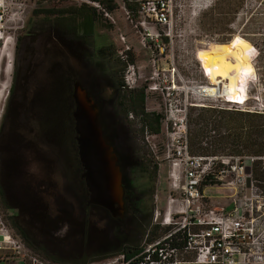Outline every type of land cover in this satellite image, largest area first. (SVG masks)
<instances>
[{
    "label": "rangeland",
    "instance_id": "rangeland-1",
    "mask_svg": "<svg viewBox=\"0 0 264 264\" xmlns=\"http://www.w3.org/2000/svg\"><path fill=\"white\" fill-rule=\"evenodd\" d=\"M95 1L100 3V0L29 1L23 10V22H19L22 28L17 30L15 69L19 68L26 76L30 75L29 73H36L40 82L48 77V81L51 82L54 78L62 76L66 79L65 95L72 89L73 82L78 80L94 97L113 102L117 131L113 135L109 131V135L117 154L127 161V167L124 166L127 176L133 180L137 193H142L144 197V215H152L145 234L137 237L140 247L152 237L153 227L156 226L153 219L155 210L165 207L170 190L171 169L164 157L165 132L160 126L159 134H151L148 125L146 126L142 116L128 99L134 91L144 89L146 111L158 113L163 119L165 98L160 91L148 90L149 85L159 82L158 79H151L156 69L151 65L150 51L142 47L141 37L134 24L127 19L119 0H113L116 7L110 12V18L105 16L100 8L94 6ZM217 1L180 0L177 3L173 42L160 62L161 77L169 78L175 68L177 77L183 78L187 86L197 89L200 86L212 87L210 79L203 72L205 68L209 72V68L202 63L201 54L203 51H226L247 78L243 101L248 102L242 107L244 109L242 111L264 112V0H232L239 7L237 13L227 21L222 20L220 15L214 16L211 13ZM100 6L109 10L102 4ZM92 9L95 10L94 14ZM86 17L94 20V27L90 33H85L86 29L83 26ZM13 25L15 24L12 23ZM248 27L255 30L250 31ZM121 34L126 37L127 44L132 49L127 61L122 60L120 55L125 48L119 38ZM72 35L79 36V53L65 47V37ZM86 36L89 37L85 38ZM170 57L173 58V65L169 64ZM52 64H56L57 67L51 74ZM129 65H133L137 80L133 89H123L124 76ZM61 67L65 72L60 70ZM112 77L118 80L116 87H112L109 82L112 79L113 83ZM227 83L228 80L221 81L220 87ZM176 85L178 92L171 103L178 105L181 101L183 107L185 86L181 81ZM224 91L225 87L221 93ZM19 96L20 90L17 89L13 100ZM64 101L67 104V101ZM193 103L205 105L203 107L236 109L222 98L202 101L198 97H193ZM200 108L188 105L187 114L196 115L197 111L193 109ZM64 109L60 114L65 115L69 129L70 113L69 110L66 113V106ZM37 112L41 114L40 111L36 110ZM26 117L27 120L30 119L29 116ZM37 117L41 119V116ZM2 123L3 120L0 127ZM208 135L205 141L210 142L213 133ZM68 145L71 146L69 143ZM55 146L50 147L47 163L33 160L28 163L0 162L1 176L10 174L11 177L7 193L20 205L33 211L35 219L39 221L35 220L38 222L37 225L43 226L53 240L50 241L53 244L49 245L51 250L66 255L68 250L73 249L81 255L84 247H86L84 253H107L119 249L120 243L112 238V232L119 239L125 240L129 237L134 222L128 218L124 221L126 225L117 230V225L108 221L106 214L100 210L95 212L92 219L88 218L85 221L83 206L63 187L65 169ZM217 167L218 164L215 168ZM258 185L264 192V181H258ZM56 194H59L57 196L61 199H58ZM205 194L211 197L212 201L225 203L231 190L227 189L225 181L223 185L220 183L215 187L205 188ZM85 224L94 226V232L87 239L86 245ZM164 231L165 229L160 227L158 234L163 236ZM119 232L122 233L117 234Z\"/></svg>",
    "mask_w": 264,
    "mask_h": 264
},
{
    "label": "built area",
    "instance_id": "built-area-1",
    "mask_svg": "<svg viewBox=\"0 0 264 264\" xmlns=\"http://www.w3.org/2000/svg\"><path fill=\"white\" fill-rule=\"evenodd\" d=\"M29 1L0 0V123L11 96L17 30L22 28L19 22H23V10ZM179 1L119 0L141 37L142 47L150 51V62L156 69L151 79L159 82L149 85L148 90L160 91L165 98L161 129L166 137L164 157L170 164L171 181L165 207L157 208L153 219L156 226L167 232L155 240L145 241L130 256L119 253L92 264H264V192L253 173L256 163L264 173V156H196L189 149L187 106H205L193 103V97L202 101L222 98L238 110H244L242 107L248 101L222 95L224 86L221 88L220 84L216 86L217 93L211 92L209 86L198 89L187 86L183 78L177 77L175 68L169 78H162L159 71L166 50L172 46ZM93 4L110 18L109 11L97 2ZM119 38L125 45L121 58L127 61L132 49L123 34ZM169 62L173 65L172 57ZM132 66H128L124 76L123 89L135 87L137 79ZM203 72L208 78L209 73ZM178 81L185 86L183 107L181 101L178 105L171 103L178 92ZM218 162L223 166L216 169ZM209 177L221 185L226 181L232 194L231 208L208 204L203 183ZM14 216V210L8 209L0 197V264H57L26 244L12 225Z\"/></svg>",
    "mask_w": 264,
    "mask_h": 264
},
{
    "label": "trees",
    "instance_id": "trees-1",
    "mask_svg": "<svg viewBox=\"0 0 264 264\" xmlns=\"http://www.w3.org/2000/svg\"><path fill=\"white\" fill-rule=\"evenodd\" d=\"M97 2V1H95ZM99 3V2H97ZM111 12L115 9L116 4L113 0H100V3ZM237 3L232 0H218L215 6L212 8L211 13L220 15L222 20H229V17L237 13ZM93 10V9H92ZM93 10V14H94ZM94 21V20H93ZM92 18L86 17L83 23L86 29L85 33H90L94 27ZM250 31L255 29L247 28ZM254 33V32H252ZM86 36L85 38H88ZM24 73H21L20 69L14 70L13 85L11 90V96L9 99L8 107L4 115L3 123L8 116L15 115L16 103L13 100L15 91L20 89L18 80L23 77ZM22 91V90H21ZM23 92V91H22ZM92 94V92L89 90ZM24 93V92H23ZM61 90L57 86L56 82H53L52 88L48 90L46 98L45 114L43 118L46 120L49 127L54 130L57 120H59L60 112L64 109V99L61 96ZM96 98V97H95ZM97 99V98H96ZM67 100L69 103V119L71 122V129L73 135L74 132V119L71 112L74 108V102L71 95V90L68 93ZM130 104L138 110V114L142 116L144 123L150 129L151 134H159L162 116L158 113H149L145 108L146 94L144 89L134 91V93L128 99ZM98 101V100H97ZM196 110V115L188 114V138L189 149L192 155L207 156V157H243V156H264V112L261 111H242L238 109L227 108H215V107H201ZM211 135L212 140L208 139V134ZM105 134L108 133L105 131ZM58 135V134H57ZM58 137V136H57ZM57 143L60 142V136L57 138ZM56 152L62 157L65 174H64V186L70 196L75 197L80 205L83 206V215L85 221L89 218L92 219L95 216L97 210L103 211L106 214V219L110 222H114L117 226V230H120L122 225L125 224V220L130 218L134 222V227L129 232V237L125 240L119 239V249L111 250L107 253L90 252L77 254L76 250H68L66 255L60 254L57 250H51L50 244H53L47 230L43 226L37 225L39 222L35 219L33 211L20 205L15 199L7 193V188L11 183L10 174L1 176L0 174V197L3 204L15 212V216L12 218V225L15 230L22 236L26 244L35 252L40 254L46 259L51 260L58 264H92L98 261L107 259L113 255L119 253H125L127 256L132 254V251H138V235H144L146 227L150 225V217L152 215H144L145 208L144 197L142 193H137L133 180L127 176L124 166H126L118 155L119 165L123 176L124 185V202L126 207V216L122 219L113 220L110 214L101 207L88 206L87 205V191L84 181L81 179V166L78 158L77 144L73 138V143L66 152L64 147H61L60 143L56 146ZM218 169L223 165L218 162ZM156 168V167H155ZM157 169V168H156ZM156 173V171H155ZM253 173L257 181H264V173L261 171L259 163H256L253 168ZM219 184L215 178L209 177L207 181L203 183V187L214 186ZM59 194H56V196ZM58 197V196H57ZM58 199H61L58 197ZM37 220V221H35ZM43 228V229H42ZM160 227H153L152 237L150 240H155L161 237L158 234ZM94 226L92 224H85L84 231L86 237L84 244L88 242L89 236L92 234ZM123 232V231H122ZM119 232L117 234H120ZM167 230L165 229L164 233ZM141 233V234H139ZM140 237V236H139ZM50 242V243H49Z\"/></svg>",
    "mask_w": 264,
    "mask_h": 264
},
{
    "label": "flooded vegetation",
    "instance_id": "flooded-vegetation-1",
    "mask_svg": "<svg viewBox=\"0 0 264 264\" xmlns=\"http://www.w3.org/2000/svg\"><path fill=\"white\" fill-rule=\"evenodd\" d=\"M64 43H65V47L68 50L71 49L73 52L79 53L80 39L78 35L65 37ZM17 44H18V40H17ZM16 53H17V47H16ZM52 66L53 67L51 68V74L55 71V68L57 67L56 64H52ZM60 70L65 72L63 67H61ZM29 74L30 75L26 76L24 73L23 77L18 80V84L20 87L19 89L20 96L18 97V99H15L14 101L16 103L15 115H12L11 117L8 116V118L5 120L6 122L2 123L0 127V162H3L4 164L11 162L28 163L29 161L32 160L36 162L40 161L47 163V160L49 158L48 152H51L50 147H52V145L57 146L60 143L61 147H64L67 152L69 146L68 143L72 145L73 138L76 142V133L75 135H73L71 129V122L69 123V129H68L66 120L64 118L65 115L61 114L59 116V120H57L54 130H52L49 127V124H47L46 120L42 117L43 114H45L46 112L44 106H46L47 103L46 98L48 95V90L52 88L53 82L57 83V86H59L61 90L62 98L67 101V104L65 103V101L63 102L64 105L66 104L65 105L66 113L68 112L69 110L68 100H67L68 92L66 91L67 95H65L66 93L64 88L66 84L65 83L66 79H63L61 76L58 78H54L53 81L49 82L48 81L49 77H48V79H46L45 81L40 82L38 81L39 80L38 76L35 75L36 73H29ZM112 78H113V83H112V79L109 80V82L111 83L112 87H116V85H118V80L114 79L115 77ZM76 81L78 80H75L74 82ZM73 84L71 89V95L73 92ZM97 100L100 106V115H101L103 128L110 137L109 131L112 132V135L116 134L117 131L116 130L117 118L114 113L113 102L105 98L103 100H99L97 98ZM36 110L40 111L41 114H39L38 112L36 113ZM72 113L73 111L71 112V115ZM26 116H29L30 119L27 120ZM37 116H41V119L38 118ZM57 136L58 137L60 136L61 138L59 143H57V139H56ZM110 140L114 147V143L111 137ZM114 142H117V140H114ZM40 150L43 151L41 152ZM120 158L123 161V163L126 165L127 161H124L122 156H120ZM80 166H81V179L84 181V179L82 178L83 168L81 163ZM86 191H87V205L90 206L92 204H88L89 193L87 188ZM92 206H96V205H92ZM126 214L127 213L125 207V213L122 218H124ZM122 218H118V219H122ZM112 238L115 241H119L118 236L114 232H112Z\"/></svg>",
    "mask_w": 264,
    "mask_h": 264
},
{
    "label": "water",
    "instance_id": "water-1",
    "mask_svg": "<svg viewBox=\"0 0 264 264\" xmlns=\"http://www.w3.org/2000/svg\"><path fill=\"white\" fill-rule=\"evenodd\" d=\"M74 130L88 204L105 209L113 219L125 213L123 176L118 155L103 128L97 99L80 82L73 84Z\"/></svg>",
    "mask_w": 264,
    "mask_h": 264
},
{
    "label": "bare ground",
    "instance_id": "bare-ground-1",
    "mask_svg": "<svg viewBox=\"0 0 264 264\" xmlns=\"http://www.w3.org/2000/svg\"><path fill=\"white\" fill-rule=\"evenodd\" d=\"M201 61L209 68L208 78L213 85L210 87L211 92L217 93L216 86L221 84V81L228 80V83L224 85L225 91L222 95L232 97L236 101L241 99L245 101L247 78L230 53L203 51Z\"/></svg>",
    "mask_w": 264,
    "mask_h": 264
},
{
    "label": "crops",
    "instance_id": "crops-1",
    "mask_svg": "<svg viewBox=\"0 0 264 264\" xmlns=\"http://www.w3.org/2000/svg\"><path fill=\"white\" fill-rule=\"evenodd\" d=\"M208 187H215V186H208ZM206 188H207V187H206ZM204 194H205V189H204ZM205 196H207V195L205 194ZM231 196H232V194H229V195L226 197V199H228V200H227V202H225V203H223V202H221V201H212V198L209 197V196H207V197H208V204H209L210 206H212V207L231 208V206H232V198H231Z\"/></svg>",
    "mask_w": 264,
    "mask_h": 264
},
{
    "label": "snow or ice",
    "instance_id": "snow-or-ice-1",
    "mask_svg": "<svg viewBox=\"0 0 264 264\" xmlns=\"http://www.w3.org/2000/svg\"><path fill=\"white\" fill-rule=\"evenodd\" d=\"M207 71V70H206Z\"/></svg>",
    "mask_w": 264,
    "mask_h": 264
}]
</instances>
